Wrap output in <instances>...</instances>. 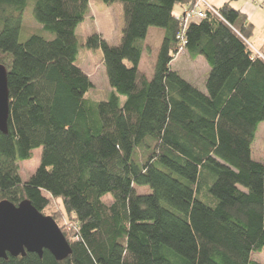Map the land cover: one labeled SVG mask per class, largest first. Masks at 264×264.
Wrapping results in <instances>:
<instances>
[{
  "label": "trees",
  "instance_id": "obj_1",
  "mask_svg": "<svg viewBox=\"0 0 264 264\" xmlns=\"http://www.w3.org/2000/svg\"><path fill=\"white\" fill-rule=\"evenodd\" d=\"M33 1L54 38L21 41L29 0H0L10 92L0 202L29 199L48 215L60 199L76 231L72 240L63 231L73 250L66 259L45 249L0 264H259L264 162L253 144L264 122V44L261 55L251 47L247 15L230 0L184 23L176 7L196 0H103L121 3L123 27L117 44L99 32L83 44L103 53L112 89L100 100L87 95L94 84L76 34L90 0ZM151 27L165 33L150 79L140 63ZM182 50L209 64L206 91L172 68ZM38 148L40 164L25 180L19 163ZM134 186L149 191L127 201Z\"/></svg>",
  "mask_w": 264,
  "mask_h": 264
},
{
  "label": "rangeland",
  "instance_id": "obj_2",
  "mask_svg": "<svg viewBox=\"0 0 264 264\" xmlns=\"http://www.w3.org/2000/svg\"><path fill=\"white\" fill-rule=\"evenodd\" d=\"M214 9L220 8L226 1L223 0H206ZM230 1V0H229ZM233 0L234 6L240 4H247L249 1ZM264 2V0H261ZM228 2V1H227ZM243 2V3H242ZM255 6L256 12L252 17L254 23V36L250 39L251 47L259 52L260 39L264 40V4L252 3ZM118 4H106L103 0H90L91 10L88 17L79 24L76 30L79 43V62L81 68L92 79L94 87L88 92V96L99 98L100 100L106 99L110 92L111 86L109 84L106 69L103 63L102 50H93L86 48L83 44L86 38L93 32H99L103 38L111 45L117 44L121 37H118L122 30V10ZM34 1L29 0L27 7L24 10L23 22L24 28L21 32L20 40H26L30 34H40L46 38H54V33L46 30L44 26L39 23L33 13ZM181 9L180 6L176 10ZM159 40V37H150L149 43L154 47ZM156 48V47H155ZM260 53V52H259ZM261 55V53H260ZM157 51L154 53L146 51L142 61V72L148 78H152L154 74V67L156 63ZM172 68L180 72L186 78L192 77L200 82L203 80L200 77L203 73V65L201 63L193 62L188 54L180 53L172 63ZM97 99V100H99ZM124 99V97H123ZM253 157L264 162V122L261 123L258 136L253 144ZM42 150L40 148L33 151V158L30 160L21 161L20 169L21 175L26 180L38 168L40 164ZM148 187L134 186L125 190V199L132 202L134 198L141 193H147ZM105 201H110V197H106ZM47 214L54 216L62 231L72 240L75 238L76 224L69 213L66 212L64 205L60 199H51V205L47 210ZM252 259L259 264H264V249L261 252L253 253Z\"/></svg>",
  "mask_w": 264,
  "mask_h": 264
},
{
  "label": "water",
  "instance_id": "obj_3",
  "mask_svg": "<svg viewBox=\"0 0 264 264\" xmlns=\"http://www.w3.org/2000/svg\"><path fill=\"white\" fill-rule=\"evenodd\" d=\"M10 92L8 71L0 63V130L8 133ZM49 250L57 260L72 254V246L57 221L43 214L29 199L19 205L9 200L0 202V263L9 255L25 256L34 252L43 256Z\"/></svg>",
  "mask_w": 264,
  "mask_h": 264
},
{
  "label": "crops",
  "instance_id": "obj_4",
  "mask_svg": "<svg viewBox=\"0 0 264 264\" xmlns=\"http://www.w3.org/2000/svg\"><path fill=\"white\" fill-rule=\"evenodd\" d=\"M223 1H229V0H223ZM240 1V0H239ZM238 1V2H239ZM245 1H249V0H245ZM119 2H116L114 4H118ZM243 3V2H242ZM252 3H261L262 5L264 4L263 1L261 0H251V2H247V4H240L239 6H237V8H239L240 10H242L243 13H245L248 17V20L254 24L252 22V17L254 16V13L256 12L255 10V6L252 4ZM121 7V10H122V5H119ZM236 7V6H235ZM176 14L177 16H180V15H183L184 14V10L181 8L179 10H176ZM121 19H122V27H123V12L121 14ZM255 26V25H254ZM164 33H165V30L163 28H157V27H151L148 31V35H147V38L145 40V48H144V53H143V57H144V54L146 53V51H151V53H154V49H156L157 51V56H158V53H159V49L161 47V44H162V40H163V37H164ZM118 37H121V33H119ZM150 37H159V40L157 42V44L153 47L150 43H149V39ZM264 44V40L260 39V46L259 48H261ZM156 47V48H155ZM185 53V54H188V52L186 50H182L180 53ZM179 53V54H180ZM189 55V54H188ZM157 56H156V59H157ZM143 57H142V60H141V63H140V68H142V61H143ZM191 58V57H190ZM192 59V58H191ZM193 62H199L203 65V73H202V76L200 77L201 79H203L201 82L200 80L197 81L195 80V78H192V77H189L186 78L184 75L183 77H185L187 80L195 83L199 88H201L203 91H206V79H207V76L209 74V71H210V66L209 64L207 63V61L205 60L204 57L202 56H199L198 58L196 59H192ZM156 61V60H155ZM261 125V124H260ZM260 127V126H259ZM259 130V129H258ZM257 136H258V132H257ZM254 146V145H253ZM253 150H254V147H253Z\"/></svg>",
  "mask_w": 264,
  "mask_h": 264
},
{
  "label": "built area",
  "instance_id": "obj_5",
  "mask_svg": "<svg viewBox=\"0 0 264 264\" xmlns=\"http://www.w3.org/2000/svg\"><path fill=\"white\" fill-rule=\"evenodd\" d=\"M206 9L218 14V11L214 9L206 0H196L195 7L187 9L181 17L184 23H188L191 20L200 19L205 17Z\"/></svg>",
  "mask_w": 264,
  "mask_h": 264
}]
</instances>
